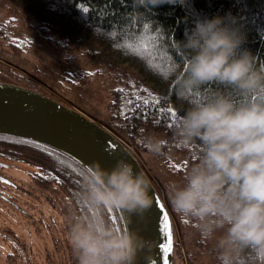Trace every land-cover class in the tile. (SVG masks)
Instances as JSON below:
<instances>
[{"label": "clouds", "instance_id": "clouds-1", "mask_svg": "<svg viewBox=\"0 0 264 264\" xmlns=\"http://www.w3.org/2000/svg\"><path fill=\"white\" fill-rule=\"evenodd\" d=\"M245 39L237 24L217 16L194 21L177 42L188 61L181 95L210 83L230 90L204 94L176 122L175 142L195 150L168 186L173 211L214 243L217 264H264V102H252L264 90V72L255 70ZM144 144L157 155L167 146L156 137ZM74 200L69 242L76 264H155L153 242L132 227L153 208L151 181L128 159L108 169L87 165Z\"/></svg>", "mask_w": 264, "mask_h": 264}, {"label": "trees", "instance_id": "trees-1", "mask_svg": "<svg viewBox=\"0 0 264 264\" xmlns=\"http://www.w3.org/2000/svg\"><path fill=\"white\" fill-rule=\"evenodd\" d=\"M0 3L34 21L39 33L53 37L56 44L82 53L90 62L114 73L121 86L113 90L105 127L126 146L158 161L168 162L173 154L181 155L187 167L195 145L182 148L175 142L176 122L204 94L230 91L210 83L197 92L181 95L179 84L188 61L177 42L184 39L194 21L219 16L237 24L246 37L243 47L252 53L255 70L264 72V0H169L159 7L140 5L138 0H0ZM7 30L5 22L0 21V36ZM11 40L9 46L15 56H21L29 46L23 38L14 36ZM252 102H264V90L253 96ZM148 137L166 141L162 154H153L145 147ZM10 160L28 164L26 172L34 189H26V194L34 200H43L62 217L59 229L67 234L65 240L69 242V221L77 211L74 195L86 166L50 145L0 134V169L14 167ZM5 185L12 188L13 181L0 175V197L9 198ZM30 198L27 202L32 206ZM171 215L173 221L176 218L174 226H189V221L173 210ZM66 252L64 264H76L71 246ZM23 257L27 264L28 257L24 254Z\"/></svg>", "mask_w": 264, "mask_h": 264}, {"label": "rangeland", "instance_id": "rangeland-1", "mask_svg": "<svg viewBox=\"0 0 264 264\" xmlns=\"http://www.w3.org/2000/svg\"><path fill=\"white\" fill-rule=\"evenodd\" d=\"M0 21L8 27L0 36V82L54 97L105 126L113 90L121 86L117 76L104 66L90 62L82 53L56 44L53 37L40 34L34 21L24 19L4 3H0ZM14 36L23 38L29 45L21 56H15L9 46ZM128 148L172 214L168 186L180 179L186 168L185 157L173 154L168 162H162ZM10 164L15 166L0 169L1 176L13 181L12 188L3 186L9 198L0 197V264H26L23 254L28 257L27 264H64V253L70 242L65 240L67 234L59 229L62 217L43 200H34L26 194V189H34L26 172L28 164L18 160H10ZM215 257L214 243L203 240L194 224L184 228L175 225V264H217Z\"/></svg>", "mask_w": 264, "mask_h": 264}, {"label": "water", "instance_id": "water-1", "mask_svg": "<svg viewBox=\"0 0 264 264\" xmlns=\"http://www.w3.org/2000/svg\"><path fill=\"white\" fill-rule=\"evenodd\" d=\"M0 134L50 145L85 166L99 162L108 169L122 157L150 179L131 150L107 127L58 100L23 86L0 82ZM150 181L153 208L143 221H137L134 217L132 227L153 242L155 264H174V221L166 203ZM163 213L168 214L171 225V252L163 251V246L168 243L162 232ZM139 264H145L143 258Z\"/></svg>", "mask_w": 264, "mask_h": 264}, {"label": "snow or ice", "instance_id": "snow-or-ice-1", "mask_svg": "<svg viewBox=\"0 0 264 264\" xmlns=\"http://www.w3.org/2000/svg\"><path fill=\"white\" fill-rule=\"evenodd\" d=\"M137 99H140V98L137 97ZM128 103L131 104L132 101L129 100ZM144 103L147 104L148 100L145 99ZM172 114L175 115V113H172ZM162 232L165 234V237L168 241V243L163 246V251L171 252L172 250V231H171V225L169 223V216L166 213L162 214Z\"/></svg>", "mask_w": 264, "mask_h": 264}]
</instances>
